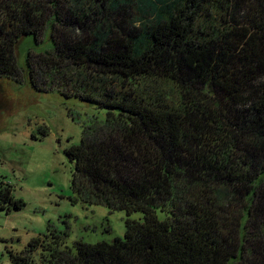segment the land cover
<instances>
[{"label":"trees","instance_id":"trees-1","mask_svg":"<svg viewBox=\"0 0 264 264\" xmlns=\"http://www.w3.org/2000/svg\"><path fill=\"white\" fill-rule=\"evenodd\" d=\"M0 78L105 111L65 150L71 202L126 216L10 264H264V0H0ZM24 206L1 182L0 209Z\"/></svg>","mask_w":264,"mask_h":264},{"label":"rangeland","instance_id":"rangeland-1","mask_svg":"<svg viewBox=\"0 0 264 264\" xmlns=\"http://www.w3.org/2000/svg\"><path fill=\"white\" fill-rule=\"evenodd\" d=\"M51 47L46 36L39 44L24 38L17 46L18 65L25 68L29 51L42 53ZM104 118V110L80 99L0 78V185H10L14 197L25 204L19 211L0 209V264H10L9 252L19 254L32 239L51 231L61 234L72 251L77 242L123 238V212L71 202L74 164L65 150L80 144L84 130ZM140 218L138 213L131 216ZM39 258L36 253L38 264Z\"/></svg>","mask_w":264,"mask_h":264}]
</instances>
